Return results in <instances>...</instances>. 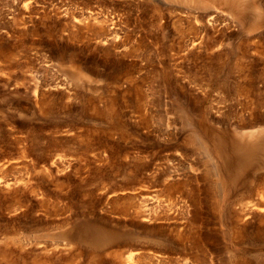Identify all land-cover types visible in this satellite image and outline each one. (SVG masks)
Wrapping results in <instances>:
<instances>
[{"label":"rangeland","instance_id":"1","mask_svg":"<svg viewBox=\"0 0 264 264\" xmlns=\"http://www.w3.org/2000/svg\"><path fill=\"white\" fill-rule=\"evenodd\" d=\"M0 264H264V0H0Z\"/></svg>","mask_w":264,"mask_h":264},{"label":"bare ground","instance_id":"2","mask_svg":"<svg viewBox=\"0 0 264 264\" xmlns=\"http://www.w3.org/2000/svg\"><path fill=\"white\" fill-rule=\"evenodd\" d=\"M261 130H251V131H234V132H230L229 135H226L224 138H219L217 143H216V147L221 150V152H223L222 150L223 149H233L239 152H242V151H247L250 153V156L254 153V150H251V147L250 145L253 144V139L254 138H257L261 135ZM244 138V139H243ZM243 139V140H242ZM242 140V141H241ZM236 148V149H234ZM246 153V152H244ZM242 153V154H244ZM243 155H241L242 157ZM240 157V158H241ZM245 157V156H244ZM243 157V158H244ZM234 177V176H233ZM174 183V182H173ZM168 185V184H167ZM212 186V184H209ZM168 188V187H167ZM175 188V187H174ZM209 189V187H208ZM215 189V188H214ZM213 189V190H214ZM211 190L213 193L214 191L216 190ZM168 191V189H167ZM209 193V192H208ZM170 194V193H169ZM206 194V193H205ZM214 195V194H213ZM208 199V197H207ZM212 207V206H211ZM218 215V214H217ZM134 260V259H133Z\"/></svg>","mask_w":264,"mask_h":264}]
</instances>
